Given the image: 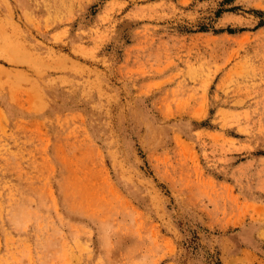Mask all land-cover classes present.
Segmentation results:
<instances>
[{
    "label": "rangeland",
    "instance_id": "1",
    "mask_svg": "<svg viewBox=\"0 0 264 264\" xmlns=\"http://www.w3.org/2000/svg\"><path fill=\"white\" fill-rule=\"evenodd\" d=\"M0 264H264V0H0Z\"/></svg>",
    "mask_w": 264,
    "mask_h": 264
}]
</instances>
